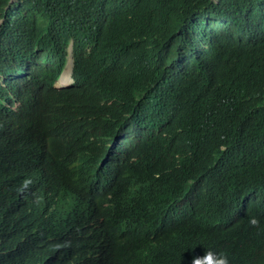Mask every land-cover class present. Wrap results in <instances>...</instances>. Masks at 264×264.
Wrapping results in <instances>:
<instances>
[{"label":"clouds","instance_id":"obj_1","mask_svg":"<svg viewBox=\"0 0 264 264\" xmlns=\"http://www.w3.org/2000/svg\"><path fill=\"white\" fill-rule=\"evenodd\" d=\"M223 4L209 0L150 54L162 66L155 81L124 56L95 75L89 48L81 75L72 40L63 53L20 51L0 32V264H264V181L233 175L254 163L245 145L216 146V169L198 176L179 158L211 142L197 144L204 127L181 81L224 36L256 43L244 14ZM134 77L139 89L125 91ZM91 91L109 124L87 121ZM231 153L241 163L229 173Z\"/></svg>","mask_w":264,"mask_h":264},{"label":"trees","instance_id":"obj_2","mask_svg":"<svg viewBox=\"0 0 264 264\" xmlns=\"http://www.w3.org/2000/svg\"><path fill=\"white\" fill-rule=\"evenodd\" d=\"M221 1L244 14L247 22L243 29L247 28L256 43L244 46L224 36L216 54L192 68L181 81L190 92L183 100L192 105L196 120L204 127L198 130L197 144L202 146L206 139L211 142L196 157L182 154L179 158L186 172L198 176L209 166L216 169L212 156L216 146L235 142L236 150L245 145L254 163L233 175H246L245 183L254 185L264 181V0ZM210 7L209 0H0V32L15 41L20 51L49 44L54 52L63 53L72 40L75 68L81 75H90L88 65L97 75L105 62L116 64L124 56L130 68L155 81L162 66L148 63L150 54L171 41L191 13ZM88 48L87 65L81 56ZM112 79L127 80L123 75H113ZM139 84L140 78L134 77L126 82L125 91H137ZM104 85L108 92L113 91ZM118 99V105L123 101L129 105L127 97ZM83 100L88 122L102 116L98 93L91 91ZM102 119L108 120L104 115ZM103 134V130L95 133L97 139ZM223 162L232 173L240 166L241 157L231 153Z\"/></svg>","mask_w":264,"mask_h":264}]
</instances>
